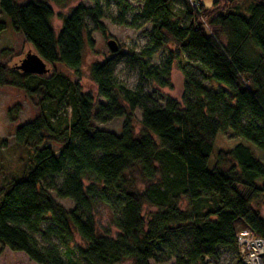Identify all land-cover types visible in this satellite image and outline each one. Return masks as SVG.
Listing matches in <instances>:
<instances>
[{
    "label": "trees",
    "instance_id": "trees-1",
    "mask_svg": "<svg viewBox=\"0 0 264 264\" xmlns=\"http://www.w3.org/2000/svg\"><path fill=\"white\" fill-rule=\"evenodd\" d=\"M67 1L0 0V16L51 66L35 74L0 63V85L22 89L38 109L14 131L26 152L21 174L0 183L1 248L36 264H205L230 247L242 264L237 234L264 240L256 207L264 200V0H139L130 19L129 1L117 0L108 17L148 23V40L138 53L120 49L90 63L97 103L54 64L80 77L84 46L92 45L88 22L104 35L110 0L72 7L56 34L51 4ZM5 25L0 18V31ZM162 49V61L152 62ZM184 55L206 70L209 86L184 72L181 102L157 105L145 84L168 86ZM124 57L137 69L136 89L115 76ZM115 117L119 133L93 124ZM98 205L113 212V234L97 231Z\"/></svg>",
    "mask_w": 264,
    "mask_h": 264
},
{
    "label": "rangeland",
    "instance_id": "rangeland-1",
    "mask_svg": "<svg viewBox=\"0 0 264 264\" xmlns=\"http://www.w3.org/2000/svg\"><path fill=\"white\" fill-rule=\"evenodd\" d=\"M18 3L27 2L30 0H16ZM130 3V11L127 13V18L130 19L132 15L139 8V0H128ZM206 5L210 1H205ZM78 4L90 6L89 0H68L64 5L51 4L53 15L50 19L51 25L57 34L61 27V16L66 15L70 9ZM241 10H243V7ZM239 8V9H240ZM119 6L117 0H110L109 9L106 17L102 19L105 27V34H101L97 30H93V25L88 22L91 30V47L86 45L83 49L81 75L76 76L65 66L61 64H54V68L67 74L72 80L78 81L84 92H90L94 95L95 102L101 100L97 96L96 86L89 77V65L93 61H102L110 57L111 53L107 41L113 40L117 46V52L122 49V52L133 51L138 53L147 44V29L148 23L140 22L139 27H129L114 23L108 16L117 14ZM1 19L5 22V28L0 31V63L8 66H16L20 60L28 53H35L32 46L26 43L22 35L15 31L8 16L1 14ZM168 48H172L169 45ZM167 49H162L156 55L151 57L154 63H160L166 55ZM46 64V63H45ZM46 67H51L46 64ZM184 72L194 75L196 78L203 80V84L209 86V83L204 80L206 70L203 69L194 60H188L186 55L178 62H174L171 67L169 75V84L166 87H159L154 83H146L144 92L149 93L157 105H163L167 98L175 99L181 102L184 91ZM116 78L129 89H136L138 82L137 69L124 58H122L115 68ZM36 99L29 97L22 89L13 85H0V183H3L11 176H19L24 166V159L26 152L24 149L17 146L13 140L15 129L25 121L31 120L38 112L35 104ZM140 110L137 108L133 113V121L135 131L139 130ZM122 117H115L106 122L93 121V124L104 130L120 132ZM23 158V159H21ZM264 159V157L262 156ZM51 196L56 202L70 209L73 203L70 199L59 198L53 191ZM261 215L264 218V200L257 203ZM154 208H145L144 215H148ZM114 216L113 212L108 208L98 205L93 210V217L96 222V229L102 233L109 230L112 234L115 228L110 226L111 219ZM258 238V237H257ZM78 242V238H76ZM182 242H180V245ZM0 264H36L31 261L23 252L11 251L6 247L0 246ZM120 264H132L131 260H125ZM149 264H173L172 259L166 261L156 262L150 260ZM205 264H240L239 256L235 249L230 247H220V256L217 261H209Z\"/></svg>",
    "mask_w": 264,
    "mask_h": 264
},
{
    "label": "built area",
    "instance_id": "built-area-1",
    "mask_svg": "<svg viewBox=\"0 0 264 264\" xmlns=\"http://www.w3.org/2000/svg\"><path fill=\"white\" fill-rule=\"evenodd\" d=\"M237 246L242 264H263L264 240L244 229L237 234ZM260 256H263L262 262Z\"/></svg>",
    "mask_w": 264,
    "mask_h": 264
},
{
    "label": "water",
    "instance_id": "water-1",
    "mask_svg": "<svg viewBox=\"0 0 264 264\" xmlns=\"http://www.w3.org/2000/svg\"><path fill=\"white\" fill-rule=\"evenodd\" d=\"M107 45L111 53L117 52V46L113 40H108ZM15 68L24 73L45 74L48 72L45 62L36 53L26 54Z\"/></svg>",
    "mask_w": 264,
    "mask_h": 264
},
{
    "label": "bare ground",
    "instance_id": "bare-ground-1",
    "mask_svg": "<svg viewBox=\"0 0 264 264\" xmlns=\"http://www.w3.org/2000/svg\"><path fill=\"white\" fill-rule=\"evenodd\" d=\"M262 258H263V256H260V261H261V262L263 261Z\"/></svg>",
    "mask_w": 264,
    "mask_h": 264
}]
</instances>
